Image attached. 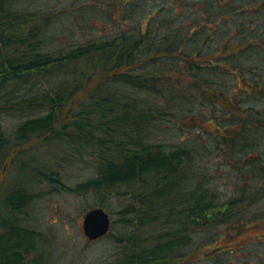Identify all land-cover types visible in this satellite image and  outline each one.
Listing matches in <instances>:
<instances>
[{
	"label": "trees",
	"instance_id": "1",
	"mask_svg": "<svg viewBox=\"0 0 264 264\" xmlns=\"http://www.w3.org/2000/svg\"><path fill=\"white\" fill-rule=\"evenodd\" d=\"M20 1L0 0V181L33 164L55 191L129 196L106 264H264V237L240 242L264 229V0H91L73 14L93 36L51 53L56 7ZM35 187L0 194V264L44 261Z\"/></svg>",
	"mask_w": 264,
	"mask_h": 264
},
{
	"label": "rangeland",
	"instance_id": "2",
	"mask_svg": "<svg viewBox=\"0 0 264 264\" xmlns=\"http://www.w3.org/2000/svg\"><path fill=\"white\" fill-rule=\"evenodd\" d=\"M90 3L91 0H21L16 7L29 11L42 10L43 12L44 8L56 7V13L59 15L57 14V17L54 18L56 21L50 28L51 33L56 34L55 38H46L41 50V52L51 53L67 49L70 45L79 44L93 36V31L96 30H92V24H90L92 13L89 12V15L86 16L89 19L86 26L80 18H76L73 14L80 7L88 6ZM151 5L153 6V3ZM67 14L72 15L71 20ZM243 22L247 23L248 20L244 19ZM95 35L97 34L95 33ZM19 122V118L12 116H6L3 120L10 132ZM31 167L33 164H30L29 170L26 168L12 169L11 165L7 164L5 172L9 171V175L0 181V194L2 192L7 195L10 189L14 191L19 187H27L36 180L39 191L33 192L36 197L28 210L27 221L24 220V222H28L29 226L34 228L42 238L38 240L39 250L42 249L41 255L44 257L42 264H106L115 259L120 249L115 243L114 237H127L134 229L133 224L122 223L124 217L125 220L131 218L127 213L122 216L124 208L130 207V203H133L128 198L129 196L122 200L115 193L102 197L92 192L79 195L55 191L53 187L46 184L45 179L41 180L39 176L34 177ZM58 168L59 166L56 169L58 170ZM59 172L69 187H75L77 184L90 180L93 169L90 164H81L64 169L61 167ZM100 201H104L106 210L110 214L112 220L110 233L112 235L92 242L84 235L83 220L92 206L97 205ZM263 237L264 229H254L248 231L240 239V242L250 239L260 240Z\"/></svg>",
	"mask_w": 264,
	"mask_h": 264
},
{
	"label": "water",
	"instance_id": "3",
	"mask_svg": "<svg viewBox=\"0 0 264 264\" xmlns=\"http://www.w3.org/2000/svg\"><path fill=\"white\" fill-rule=\"evenodd\" d=\"M112 220L103 208H94L86 213L83 232L89 241L95 242L105 237L111 230Z\"/></svg>",
	"mask_w": 264,
	"mask_h": 264
}]
</instances>
